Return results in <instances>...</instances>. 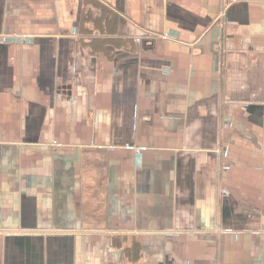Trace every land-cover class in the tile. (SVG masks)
<instances>
[{
	"label": "crops",
	"instance_id": "obj_1",
	"mask_svg": "<svg viewBox=\"0 0 264 264\" xmlns=\"http://www.w3.org/2000/svg\"><path fill=\"white\" fill-rule=\"evenodd\" d=\"M0 264H264V0H0Z\"/></svg>",
	"mask_w": 264,
	"mask_h": 264
}]
</instances>
